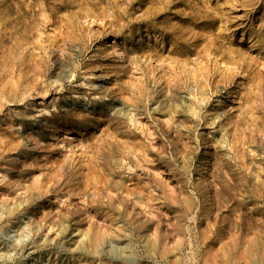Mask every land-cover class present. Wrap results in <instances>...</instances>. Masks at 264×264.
Here are the masks:
<instances>
[{"label":"rangeland","instance_id":"1","mask_svg":"<svg viewBox=\"0 0 264 264\" xmlns=\"http://www.w3.org/2000/svg\"><path fill=\"white\" fill-rule=\"evenodd\" d=\"M264 264V0H0V264Z\"/></svg>","mask_w":264,"mask_h":264},{"label":"bare ground","instance_id":"2","mask_svg":"<svg viewBox=\"0 0 264 264\" xmlns=\"http://www.w3.org/2000/svg\"><path fill=\"white\" fill-rule=\"evenodd\" d=\"M252 264H254V261L253 262H251ZM250 264V263H249Z\"/></svg>","mask_w":264,"mask_h":264}]
</instances>
